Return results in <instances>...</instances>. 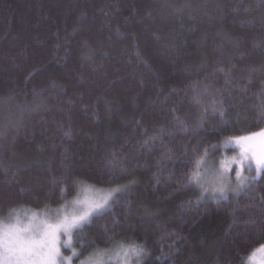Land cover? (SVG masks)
<instances>
[{
  "label": "trees",
  "instance_id": "trees-1",
  "mask_svg": "<svg viewBox=\"0 0 264 264\" xmlns=\"http://www.w3.org/2000/svg\"><path fill=\"white\" fill-rule=\"evenodd\" d=\"M262 104L264 0H0V215L129 185L74 233L86 248L244 264L264 244V173L219 201L185 177L264 129Z\"/></svg>",
  "mask_w": 264,
  "mask_h": 264
},
{
  "label": "snow or ice",
  "instance_id": "snow-or-ice-1",
  "mask_svg": "<svg viewBox=\"0 0 264 264\" xmlns=\"http://www.w3.org/2000/svg\"><path fill=\"white\" fill-rule=\"evenodd\" d=\"M196 103H201L196 100ZM212 111L221 119L224 116L222 107L213 102ZM207 115V109H205ZM258 116L264 118V104L258 111ZM70 133H66L69 135ZM255 137H261L264 145V129L248 136L229 137L224 147L238 146L239 155L230 160L221 161V169L213 174L211 182L205 180L201 168L205 163L207 149L194 161L192 171L186 175V185L200 189V199H227L228 193L239 194L249 189L264 173V147L257 150L252 145ZM216 146H213L215 149ZM235 173V185L228 173ZM245 172L249 175H245ZM255 172L256 175H250ZM134 181H130V184ZM129 185L117 186L110 189L98 202L89 206L79 214H63L57 210L54 218L48 216L47 206L43 210L11 209L7 217L0 218V264H72L73 258H79L80 253L72 244L74 233L81 232L96 216L104 214L126 192ZM66 207V206H65ZM43 213V219L41 215ZM54 219L55 222H51ZM65 236L67 239L62 240ZM61 248L72 249L70 256H63ZM117 257H121L124 264H141L148 255L141 244L116 242L112 249ZM257 253H264V245L253 251L249 257V264H254ZM105 253L97 249L80 264H99V257Z\"/></svg>",
  "mask_w": 264,
  "mask_h": 264
},
{
  "label": "rangeland",
  "instance_id": "rangeland-1",
  "mask_svg": "<svg viewBox=\"0 0 264 264\" xmlns=\"http://www.w3.org/2000/svg\"><path fill=\"white\" fill-rule=\"evenodd\" d=\"M257 132H254V133H257ZM250 134L241 135V136H248ZM236 137H240V136H236ZM261 139H262L261 137H255L253 141L251 142L253 147H255L257 150H259L261 147H264V145L261 144ZM239 152H240V149L238 146H233L229 148H225L223 146V149L219 154L208 158V160L206 159L203 167L201 168V173L204 176L205 180L211 182L213 179V174L221 169V161L230 160L232 157L238 156ZM227 175L231 176L232 181H233V186H234L235 185L234 171L231 173H228ZM245 175H249V173L245 172ZM114 187H111V188L110 187L108 188L99 187V186L90 184L88 182H81L77 185L76 194L72 198L58 205L47 206V208L49 209L48 216L50 218H54L57 215V210H59V213L61 215L65 213L68 215L79 214L83 210H86L89 206L101 200L103 196H105L107 192ZM229 194H233V192L230 191L228 195ZM44 208L45 206H41L40 208H31L29 206H20L16 208H10L4 211L0 215V218L7 217L9 210L11 209H27V210L34 211V210H43ZM41 218L42 219L44 218L43 213L41 215ZM51 222H55L54 219ZM61 239L64 240V239H67V237L62 236ZM72 244H73V247L76 248L77 252L80 253L79 258H75V257L73 258L72 264H80L82 260H84L90 254L95 252L97 249H100L105 253L104 255L99 257V264H124L123 259L121 257H117L115 255V251L111 250L112 249L111 245L110 246L108 245L106 247H99V246L91 247L90 246V248H86L85 242L80 239L75 238L74 234L72 236ZM258 248H260V246L257 247L256 249ZM61 252L63 256L67 257L72 254V249L61 248ZM250 255L247 257L244 264H249ZM254 264H264V253H257Z\"/></svg>",
  "mask_w": 264,
  "mask_h": 264
},
{
  "label": "bare ground",
  "instance_id": "bare-ground-1",
  "mask_svg": "<svg viewBox=\"0 0 264 264\" xmlns=\"http://www.w3.org/2000/svg\"><path fill=\"white\" fill-rule=\"evenodd\" d=\"M98 247V246H97Z\"/></svg>",
  "mask_w": 264,
  "mask_h": 264
}]
</instances>
